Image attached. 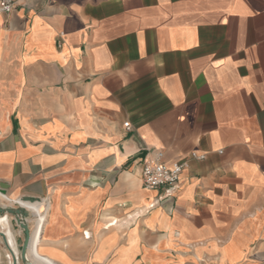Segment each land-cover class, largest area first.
I'll list each match as a JSON object with an SVG mask.
<instances>
[{"label":"crops","instance_id":"0c3cea01","mask_svg":"<svg viewBox=\"0 0 264 264\" xmlns=\"http://www.w3.org/2000/svg\"><path fill=\"white\" fill-rule=\"evenodd\" d=\"M150 149L186 162L171 196L141 182ZM0 180L36 201L32 264H264V0L0 12ZM0 233L19 261L13 215Z\"/></svg>","mask_w":264,"mask_h":264},{"label":"built area","instance_id":"2783aa9c","mask_svg":"<svg viewBox=\"0 0 264 264\" xmlns=\"http://www.w3.org/2000/svg\"><path fill=\"white\" fill-rule=\"evenodd\" d=\"M18 0H0V12L9 13ZM126 129L130 128L129 122H124ZM191 157L203 158L204 155L190 153ZM186 165L185 161H176L171 164L163 160V153L159 149L147 150L140 160V178L146 188H164V196H171L178 187L180 175ZM15 205H22L21 201H16ZM0 238L2 239L1 233ZM3 242V240H2ZM8 259L11 261L9 254ZM12 263V262H11Z\"/></svg>","mask_w":264,"mask_h":264},{"label":"water","instance_id":"95a60500","mask_svg":"<svg viewBox=\"0 0 264 264\" xmlns=\"http://www.w3.org/2000/svg\"><path fill=\"white\" fill-rule=\"evenodd\" d=\"M7 187H8L7 184L4 181L0 180V194L3 195L2 199H6L5 193H6ZM26 201L33 202L35 201V199H33L32 197H24L21 202L23 203ZM31 213L33 212L27 209L23 205L13 206L12 204H0V215L1 214L13 215L15 217V221L17 225L20 227V229L24 233L23 241L19 249V261L23 264H32L31 262H29L27 255H26L30 247V239H31V233L26 223V217H28L29 214ZM1 236H2V239H4L3 233H1ZM3 243L5 245L4 241ZM19 261L17 260L15 256H12V264H18Z\"/></svg>","mask_w":264,"mask_h":264},{"label":"bare ground","instance_id":"6f19581e","mask_svg":"<svg viewBox=\"0 0 264 264\" xmlns=\"http://www.w3.org/2000/svg\"><path fill=\"white\" fill-rule=\"evenodd\" d=\"M35 202H36V201H33V202L26 201V202H23V203L21 202V203H22L23 206H25V203H27V204H29V203H30V204H34ZM25 207H26V206H25ZM26 208L33 212L32 209H30V208H28V207H26ZM36 237H37V235H36ZM33 239H34V238H32V234H31L30 244L32 243ZM4 242H5V245H6L7 249H8V254H9L11 260H12V256H15V254H14V252H13L12 249H9V247H8V245H7L6 241H5V239H4ZM29 248H30V247H29ZM11 251H12L13 253H12ZM15 257H16V256H15ZM16 258H17V257H16Z\"/></svg>","mask_w":264,"mask_h":264},{"label":"rangeland","instance_id":"374dc122","mask_svg":"<svg viewBox=\"0 0 264 264\" xmlns=\"http://www.w3.org/2000/svg\"><path fill=\"white\" fill-rule=\"evenodd\" d=\"M19 248V247H18Z\"/></svg>","mask_w":264,"mask_h":264}]
</instances>
